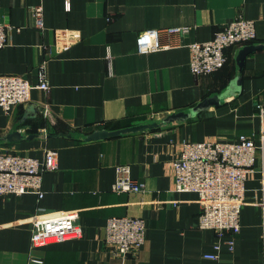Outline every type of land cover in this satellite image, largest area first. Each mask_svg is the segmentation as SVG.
<instances>
[{"label": "crops", "instance_id": "0c3cea01", "mask_svg": "<svg viewBox=\"0 0 264 264\" xmlns=\"http://www.w3.org/2000/svg\"><path fill=\"white\" fill-rule=\"evenodd\" d=\"M34 6L41 7V26ZM238 16L254 21V40L227 48V62L214 73L194 75L189 44L209 40ZM0 21L10 26L0 74L35 83L43 65L49 84L30 89L29 100L10 112L0 107V150L39 161L46 148L58 152L57 168L43 174L42 197L0 194V264H264V147L245 180L239 230L221 238L197 226L198 194L174 190L172 165L183 140L240 134L257 140L264 111V0H0ZM177 26L187 30L161 35L167 48L138 51L140 31ZM60 30L79 33V40L59 48ZM248 45L257 47L239 66L237 53ZM236 77L233 93L218 103L160 124L222 93ZM150 122L159 125L92 136ZM14 132L19 135L8 139ZM118 166H128L144 189L113 191ZM51 213L76 214L78 234L32 246V216ZM111 216L142 217L144 245L123 257L106 247ZM212 252L217 259L204 257Z\"/></svg>", "mask_w": 264, "mask_h": 264}, {"label": "built area", "instance_id": "2783aa9c", "mask_svg": "<svg viewBox=\"0 0 264 264\" xmlns=\"http://www.w3.org/2000/svg\"><path fill=\"white\" fill-rule=\"evenodd\" d=\"M33 12L41 26V7L34 6ZM10 26L0 21V48L7 42ZM185 27L150 28L142 30L136 38L137 49L147 53L168 47L161 41L163 33H182ZM59 48H64L75 40L79 33L67 30L57 31ZM255 38V23L251 19L238 16L216 30L206 41L189 44L192 73L196 76L209 75L219 70L227 62L225 50L232 46L249 43ZM33 87L47 90L49 84L44 66L38 72V81L30 82L17 74H0V107L10 112L12 107L29 100ZM261 126L257 140L240 134L235 140H183L181 148L173 160L174 190L196 192L200 201L198 224L200 229H212L219 238L225 233L235 234L240 227V212L244 205L245 180L255 170L257 151L264 147V111L259 110ZM58 152L53 148L44 150L42 161L23 153L0 150V194L31 192L43 196L42 178L46 171L57 168ZM118 176L112 186L116 192L142 191V183L133 180L128 166L117 167ZM76 214L51 213L33 215L31 218L32 246H40L53 241L74 237L79 232ZM104 245L120 256L141 248L146 240L145 223L142 217L111 216L104 229ZM225 244L233 248V239ZM222 243L218 240L214 248ZM204 257L217 259L215 252ZM35 261V260H34ZM40 262V260H36Z\"/></svg>", "mask_w": 264, "mask_h": 264}, {"label": "water", "instance_id": "95a60500", "mask_svg": "<svg viewBox=\"0 0 264 264\" xmlns=\"http://www.w3.org/2000/svg\"><path fill=\"white\" fill-rule=\"evenodd\" d=\"M256 47L257 46H254V45H248V46L242 47L238 51L237 56H236L237 64L241 66L246 54L252 51L253 49H255ZM234 85H237V77L231 80L230 84L226 87V89L222 93L204 98L196 106H193L192 108L188 109L186 112H177L174 114H170L166 116L160 124H163V123L167 124L175 120L185 119L189 116L194 115L196 111L202 108L218 103L222 98H225L229 94L233 93ZM158 125L159 123L157 122H150V123H144V124H135L132 126H127V127L113 129V130L100 129L94 132L92 136L94 138L103 139V138L119 136L121 134L137 132V131L148 129V128H154V127H157ZM14 135H19V134L17 132H14L13 134L7 136V138L8 139L13 138Z\"/></svg>", "mask_w": 264, "mask_h": 264}]
</instances>
